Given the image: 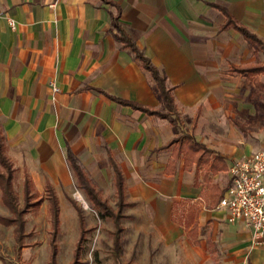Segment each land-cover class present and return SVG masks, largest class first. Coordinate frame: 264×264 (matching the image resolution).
Masks as SVG:
<instances>
[{"label":"crops","instance_id":"1","mask_svg":"<svg viewBox=\"0 0 264 264\" xmlns=\"http://www.w3.org/2000/svg\"><path fill=\"white\" fill-rule=\"evenodd\" d=\"M0 9L16 23L12 30L0 19V129L22 187L25 176L32 191L50 187L59 207L56 191L73 175L69 149L104 199L94 176L109 173L113 208V164L121 171L119 239L142 201L187 264H264L246 222L218 207L233 161L264 151V70H234L264 69V0H0ZM118 9L121 27L165 77L177 132L127 104L166 111L150 74L114 37Z\"/></svg>","mask_w":264,"mask_h":264},{"label":"rangeland","instance_id":"2","mask_svg":"<svg viewBox=\"0 0 264 264\" xmlns=\"http://www.w3.org/2000/svg\"><path fill=\"white\" fill-rule=\"evenodd\" d=\"M185 124H190V116L185 114ZM101 183L103 195L114 204L109 173L94 176ZM22 173L16 172L14 189L22 202ZM68 185H61L56 191L59 199V229L53 238L47 194L44 186L33 189V199L39 205L25 215L24 246L17 249L12 226L0 222V264H51L52 243L56 247L55 264H70L79 236L76 208H80L88 230L80 255L82 264H117V254L113 248V221L100 218L92 209L84 193L78 189L72 174H68ZM133 216L123 220L124 231L120 239L122 250L119 264H187L183 248H169L165 245L162 232L155 229L150 217V208L144 202L127 211ZM8 210L0 198V215H8Z\"/></svg>","mask_w":264,"mask_h":264},{"label":"trees","instance_id":"3","mask_svg":"<svg viewBox=\"0 0 264 264\" xmlns=\"http://www.w3.org/2000/svg\"><path fill=\"white\" fill-rule=\"evenodd\" d=\"M118 13L112 17V28L115 30L114 37L117 41L121 42L124 47L128 48L132 53L133 58L147 71L151 78L153 79L155 86L157 87L159 94L161 96V100L165 105V112L153 111L149 108H145L136 103H127L134 107L135 109L142 110L146 113L156 114L162 118H167L170 120L173 129L177 132V127L179 124V117L173 102V98L171 95V90L167 89L165 85V77L160 74L155 66L150 62L149 58L144 56V54L136 47L134 42L131 40L129 35L124 31L121 25L118 22ZM227 25H232L235 29H237L247 40L251 42L260 43L261 42L251 34L246 28H244L241 24H239L234 18L231 16H227ZM237 72L246 73L249 75H253L258 73L263 69V67L257 66H246L234 68ZM126 103V102H125ZM194 146V145H193ZM195 147H198V144H195ZM66 159L67 162L73 172V176L76 179V185L79 190H81L87 200L91 203L92 209L97 213L100 218H109L113 221L114 230H113V248L118 255L120 251V233L122 231L121 219L123 218V209L126 206L124 202V188H123V177L121 171L118 167L114 166V182H115V194L117 197L116 207L113 208L108 204L107 199H104L101 195L100 190H98L96 184L89 178L86 170L82 167L77 158L72 154V152L67 149L66 151ZM14 178H15V168L12 162L9 160L7 155L5 154V145L4 138L2 135V131L0 129V198L2 204L8 210V215L1 216L0 222L7 226H12L14 238L17 245V249H21L23 244V239L26 236L25 232V215L34 207L39 205V201H34L33 193L31 190V184L27 176H25L22 187V202H19L17 193L14 189ZM47 201H48V209L50 212L51 218V226H52V236L55 238L58 229H59V207L57 198L55 196L54 191L48 187L46 190ZM74 203V202H73ZM75 207L78 211V220L80 233L77 239L75 249L73 252V258L70 264H82L80 260V255L83 250V242L85 240V236L87 233V229L85 228V222L83 215L81 213L80 208H78L75 204ZM51 264H55V256H56V247L54 243H52L51 248ZM116 263H119L118 256L115 259Z\"/></svg>","mask_w":264,"mask_h":264},{"label":"built area","instance_id":"4","mask_svg":"<svg viewBox=\"0 0 264 264\" xmlns=\"http://www.w3.org/2000/svg\"><path fill=\"white\" fill-rule=\"evenodd\" d=\"M2 17L12 30L16 28L13 18L0 9V19ZM228 171L230 186L218 207L227 210L231 221L246 222L251 229L253 246H264V151L233 161Z\"/></svg>","mask_w":264,"mask_h":264}]
</instances>
